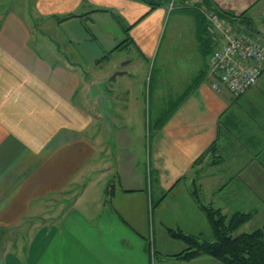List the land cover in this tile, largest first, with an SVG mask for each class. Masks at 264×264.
<instances>
[{"label": "crops", "instance_id": "crops-1", "mask_svg": "<svg viewBox=\"0 0 264 264\" xmlns=\"http://www.w3.org/2000/svg\"><path fill=\"white\" fill-rule=\"evenodd\" d=\"M31 4L29 11L35 8L52 25L61 17L59 24L67 27L87 18L70 15L94 13L99 35L105 33L117 46L122 44L113 51L133 46L153 66L149 84L136 94L129 84L134 71L125 68L134 63L130 58L119 61L113 72L104 73L96 66L81 76L73 68L80 61L61 63L69 59L44 58L37 50L33 44L39 36L33 31H39L38 23L24 22L12 13L0 17V262L222 264L206 255L178 258L184 245L168 229L210 237L206 216L191 195L193 188L204 204L224 214L255 209L252 218L261 216L264 223V72L238 98L227 91L214 92L200 47L198 16L189 10L193 5L244 12L257 31L262 28L264 0H175L179 12H189V30L174 32L161 58L158 41L165 10L152 11L144 1L33 0ZM113 21L125 37L108 33ZM81 34V29L69 30L65 37L46 36L52 38L46 43H62L68 50L75 43L106 41L97 35L90 41ZM175 43L186 47L179 65L173 60L177 65L172 63L170 71L166 61ZM121 93L138 102L139 114L130 121H126L129 115L115 111L112 99L119 103ZM92 121L97 129L106 126L105 149L85 135ZM112 139L118 155L113 152L108 164L103 152H112ZM210 147L213 152H208ZM97 159H104L107 173L113 176L107 183L110 203L88 215L66 205L64 196L93 171ZM53 206L58 211L50 209ZM39 215H48L51 221L25 241L22 231L28 219ZM17 237L23 238L17 241ZM18 246L25 253L22 263L10 253Z\"/></svg>", "mask_w": 264, "mask_h": 264}, {"label": "rangeland", "instance_id": "rangeland-1", "mask_svg": "<svg viewBox=\"0 0 264 264\" xmlns=\"http://www.w3.org/2000/svg\"><path fill=\"white\" fill-rule=\"evenodd\" d=\"M158 6H156L152 11L162 9L164 11V16L162 20V32L159 39V49H158V58H161L162 53L164 54L166 51V47L169 42V37L173 36V33L176 31H183L188 32L189 28H187V21H190V16L186 12H179L176 9V5L173 6V3L175 0H154ZM178 1V0H177ZM33 0H0V17L7 16L8 13H12L13 15L17 16L19 19H22L24 22L32 23H38L39 28L38 32L36 33L35 30L33 31L34 34H37L39 36L38 42L33 44L37 50L44 56V58L55 55L56 59H64L68 58L69 60L60 61L61 63L66 62H78L80 61V66L73 67L75 68V71H78L82 76L84 72L90 73L91 69L96 70V66H98L97 69H102L104 73L107 72H113L119 64V61L126 62L129 60V58L134 62L131 65L125 66L126 69L134 71V77L132 81H130V85L132 83V86L135 88L136 94H139L140 91H144V85L149 84L148 82V76L151 73L153 61L142 59V57L136 52L135 47L130 46L128 49L123 50H114L113 48L117 46L118 43H113V38H109L105 36V33L103 36L99 35L101 34L98 27H94L96 22L98 21V18L94 16L92 13H88L84 16L87 18H83V20H78V22H73L71 24H68L69 26H62L59 23L56 22V24L52 25L44 21L41 16H38L33 10L29 11V9H32V3ZM149 7H151V4H148ZM166 8V9H165ZM212 10L211 8L203 7L200 8L201 12ZM85 11L84 9L79 12ZM187 15V16H186ZM181 16V17H179ZM61 18V17H60ZM181 19V20H180ZM204 19V18H203ZM1 21V20H0ZM240 22V21H239ZM99 23V22H98ZM241 23V22H240ZM62 24V23H61ZM100 24V23H99ZM244 25V24H243ZM81 29V35L89 36L90 41H94L95 38L92 37L94 35H97L98 40H106L105 43L100 44L98 42L94 43H75L72 45H68V50L65 49V45L62 43H46V41L52 40V38H46V36L51 35H60L64 36L66 35L67 31H79ZM108 33L112 36L113 34H121L123 37L124 34L122 32V29L120 25L115 21H113V24L107 27ZM97 32V33H96ZM49 34V35H47ZM176 38V37H174ZM36 39V38H35ZM54 40H58L59 38H53ZM109 39V43L108 42ZM176 42L181 40V37H178V39H175ZM186 47V44L181 43H175V45L172 48V54L170 58L168 59V62L166 61L167 69L172 71V63H177L179 65L182 52L184 51V48ZM188 48V47H187ZM82 55L85 56V58L82 57ZM58 56V57H57ZM109 58L106 61H102V58ZM168 57V56H167ZM93 58L92 60H90ZM50 59V58H49ZM175 60V62H173ZM172 61V62H171ZM75 62V63H76ZM170 62V63H169ZM176 64V65H177ZM177 68V67H176ZM82 79V78H81ZM146 79V80H145ZM123 81V80H122ZM166 84H172L169 83L168 80H166ZM171 81V78H170ZM153 85V84H152ZM166 86V85H164ZM129 94V93H128ZM122 97V101L118 103L116 99L113 103H115V111L116 113H121L126 117V121H130L133 118H136L139 114V106L138 102L133 101L129 95H126L125 93L120 94ZM166 100H170L169 98H166ZM124 106V108H122ZM147 106V105H146ZM145 111H148L145 108ZM153 116L152 114H150ZM119 120L115 119V127L118 128L119 126ZM127 123V122H126ZM124 123V125L129 128L132 125H127ZM130 131V130H127ZM66 134V133H63ZM88 138L93 139L96 142H101L103 145V148L105 149L108 147L106 141L107 132H106V126L103 125L102 129H97L96 124L94 121H92L88 127V130L85 134ZM61 136V135H60ZM59 136V137H60ZM110 140V139H109ZM113 139L110 142V149H113L112 152L109 150V152H103V154L106 156L107 159H110L108 164H111L112 156L111 154L114 152L116 155H118V148L116 145L113 147ZM140 152V150H139ZM105 159V157H104ZM103 160L97 159L92 165L94 167L93 171L90 173H87L84 179H82L76 186L72 185L70 187L69 192L64 196V201L66 205H74L77 208H81L84 213L90 215L93 212L99 210L102 206L109 205L110 197L108 196V190L111 188V186L107 187V183L109 179L113 178L111 176V173H107V170L105 168V162ZM92 169V168H91ZM114 176L116 175V172H113ZM142 176L144 177L145 173L141 172ZM116 184V183H115ZM108 188V189H107ZM61 205V204H60ZM50 206V205H49ZM255 206V205H251ZM50 209H53L54 212L58 211L55 206L51 207ZM245 209H248L247 205L245 206ZM49 211V210H48ZM28 223L25 225L23 229V233L25 234V241H28L30 236L34 234L38 229H41L44 225H47L51 219L48 215H44L43 217L39 215V217H33L31 219H28ZM45 221V222H42ZM262 218L261 216H257L251 218L248 222H246L244 225L240 226L233 235L239 234L243 231L251 232L252 230H255L256 228L262 227L264 223L261 222ZM261 224V225H260ZM23 237H17V241H20ZM28 244V243H27ZM20 246L17 247V252L14 250L15 256L18 257V260L22 263L25 261V253L24 251H21ZM2 254V253H0ZM0 264H12V261L10 259H3Z\"/></svg>", "mask_w": 264, "mask_h": 264}, {"label": "trees", "instance_id": "trees-1", "mask_svg": "<svg viewBox=\"0 0 264 264\" xmlns=\"http://www.w3.org/2000/svg\"><path fill=\"white\" fill-rule=\"evenodd\" d=\"M147 4H151V8H155L158 4L154 0H141ZM209 7V6H208ZM220 16L230 21H240L249 31L255 32L252 26L251 19L244 12L235 14L231 11L218 10L210 6ZM199 12H197V11ZM190 12L195 13L198 17V37L202 55L207 57L210 50V43L206 37L204 19L200 9L197 6L190 7ZM93 12V11H90ZM186 13H189L186 11ZM82 15L72 14V17H82ZM67 19V18H65ZM57 23L64 19L56 18ZM126 32L129 28L125 29ZM121 45L116 47L119 48ZM214 147H210L208 152H213ZM111 193V190H108ZM191 195L206 216L210 226V237L192 236L182 232L181 230L168 229V233L172 238L181 241L184 249L176 256L182 260H190L199 256H211L222 264H264V224L262 227L256 228L251 232L243 231L239 234L233 233L246 222H248L256 213V210L241 211L236 210L231 214H224L220 208L214 207L212 204H204L199 196L197 188H193ZM161 199L152 203V208H155Z\"/></svg>", "mask_w": 264, "mask_h": 264}, {"label": "built area", "instance_id": "built-area-1", "mask_svg": "<svg viewBox=\"0 0 264 264\" xmlns=\"http://www.w3.org/2000/svg\"><path fill=\"white\" fill-rule=\"evenodd\" d=\"M201 14L211 41L206 57L210 87L238 98L254 87L264 72V16L260 19L262 28L252 32L215 10Z\"/></svg>", "mask_w": 264, "mask_h": 264}]
</instances>
